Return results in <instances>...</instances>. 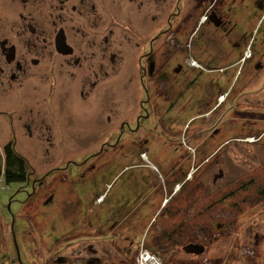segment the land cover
I'll list each match as a JSON object with an SVG mask.
<instances>
[{
  "label": "flooded vegetation",
  "instance_id": "1",
  "mask_svg": "<svg viewBox=\"0 0 264 264\" xmlns=\"http://www.w3.org/2000/svg\"><path fill=\"white\" fill-rule=\"evenodd\" d=\"M10 17L19 22L20 29L15 32L11 26L7 32L4 29ZM255 19L258 27L250 30L249 23ZM263 22L264 0H0V97L17 101V115L25 112V119L17 116V120L24 119L20 123L23 135L40 150L46 143V150L62 146L58 136L63 125L100 134L102 139L95 152L82 161L84 171L72 173L70 164L65 163L34 179L32 169L23 184L31 192L36 181L41 182L40 187L48 176L64 173L63 179L72 180L73 174L79 183L73 192L79 210L62 206L49 211L60 215L57 219L69 227V234L81 224L80 231L87 233L74 252L71 241L56 232L57 225L51 222L45 233L38 225L47 253L38 254L36 240L34 260L135 264L139 247L152 244L165 232L174 239L183 238L184 219L191 215L189 206H183L188 201L196 232L181 251L200 257L194 264L246 260L257 264L264 260V233L252 226H244L229 240L222 257L217 255L218 245L205 242L210 235L200 233L202 165L195 160L205 151L209 162L223 148L251 143L249 136L257 142L264 139V129L256 134L252 129L241 133V129L250 128L247 122L256 121L252 117L258 116L259 108L256 112L248 106L235 110L236 115L240 112L241 124L234 136L225 137L231 128L226 121L194 130L200 119L209 121L213 116H226L227 111L229 114L231 98H243L246 93L240 88L232 95L236 83L245 85L249 71H258L260 66L262 70L255 58L263 48ZM41 86L47 90L42 92ZM122 105L131 107L129 116L121 114ZM194 111L195 115L188 117ZM0 113L8 115L14 135L21 132L13 113ZM48 113L50 121L45 116ZM72 114L82 119L83 127L73 121ZM9 141L15 143L14 138ZM190 150H194L192 155ZM178 153L180 158L189 154L185 157L188 161H180ZM102 160L100 167H94L95 161ZM211 164H216V158ZM220 171L222 175L216 177ZM222 177L224 172L219 169L212 184ZM108 179L111 186L104 190L100 182ZM101 194L97 206L94 200ZM53 197L50 193L43 207H49ZM108 203L115 204V211ZM159 215L174 220L170 225L154 224ZM176 215L183 216L178 220ZM73 216L80 222H73ZM207 224L209 228L211 223ZM219 226L224 230L225 226ZM15 237L11 229L17 260L9 261L24 264ZM90 237L92 242L87 243ZM3 240L0 264H7L3 260L7 256L4 233ZM189 245H197L201 251L189 252Z\"/></svg>",
  "mask_w": 264,
  "mask_h": 264
},
{
  "label": "rangeland",
  "instance_id": "2",
  "mask_svg": "<svg viewBox=\"0 0 264 264\" xmlns=\"http://www.w3.org/2000/svg\"><path fill=\"white\" fill-rule=\"evenodd\" d=\"M37 13L39 14V12ZM12 14H14V12ZM252 21L253 22L249 23V29H257L258 26L255 25H257L256 22H258V20L255 19ZM262 24H264V22ZM3 26L6 32L10 30V26L13 30L12 32L20 29L19 22H14L12 17L9 18V23ZM153 30L156 29L153 28ZM255 60H259L263 68L262 70L259 69L261 68L260 66L259 68L257 67L258 71H249L245 85L240 84L242 85L240 86L236 83L232 90V95H235L240 88L246 91V93L243 98H231L230 103L227 104V107L232 106L231 112L227 114V111L226 116H213V118L209 121H206L207 118H205V120L200 119L199 123L196 125L198 128H194V130H206L212 122L219 123L220 121H226L231 125V128L225 134V137L234 136V132L236 129L240 128L239 124H241L240 112L236 115L235 110L245 106H248L254 112H256L257 108H259V113L257 114V117H252L255 118L256 121L246 123L247 127L250 128L241 129V133L247 131V129H252L251 132L254 131V134H256L264 129V42L263 48L259 50ZM38 88L42 92L47 90L46 86ZM62 89L63 88H60L59 92H61ZM0 94H3L1 88ZM1 97L0 112L4 113V111H10L13 113L15 119L14 123L18 126L22 133L17 130L14 135L9 127L8 115H2V113H0V162L1 160L3 161L2 146L10 139L14 138L16 150L22 154L32 166V178L34 179L38 178L40 174L50 168L57 165L64 166L65 163L70 164L68 169L70 168V172L72 173L79 170H85V164H83L82 161L86 156L95 152L93 149H96L98 143L102 141L100 134H87L81 130L75 131L77 129L75 127H72L73 131L67 125H63V133L58 136L62 146L56 147L55 145L54 148L46 150V143L41 145V151L36 146L35 142L32 144L30 140H28V137L25 136L26 134L23 135L24 131L22 130L20 123H22L25 119V112H20L19 114L22 115L24 119L22 118L17 120V116H19L16 114V111L18 110L17 101L15 99H3ZM125 99V102L129 101L128 98ZM130 111V106L122 105L121 114L125 113L129 116L128 113H130ZM71 113L72 112H68V114ZM195 113V111L190 112L188 117L194 116ZM235 115L236 118L233 119L232 116L234 117ZM45 116L48 121L51 120V115L49 113L48 115L45 114ZM61 118L62 120H65V115ZM78 118L72 114L73 121L78 120L79 125L83 127L82 119ZM234 124H237V126H234ZM206 132L207 131H205V133ZM201 133H203V131ZM240 136L242 135H238V137ZM247 138L251 141V143L235 144L228 149L223 148V150L217 151L216 156L214 157L216 158V164L214 166L211 164V161L214 158L209 161L210 163L205 161L209 152L204 151L200 155V158L197 156L195 157V160L199 159L202 165L199 173L201 176V211L199 216V222L201 225L200 233L207 232L210 237H207L205 242L218 245L217 248L219 253L217 255L219 257H222V255L227 252L225 250L227 248L229 249V240L236 238V233L241 231L244 226L248 225L255 227L253 230H258L264 233V214H262L264 213V192H262L264 185V139L257 142L253 136H249ZM54 140H56L55 137ZM193 153L194 150L189 151V154L192 155ZM188 155L181 156L180 158L178 153L177 158L180 159V161H182L181 159L188 161V159L185 158ZM103 161L104 160L95 161L96 163L94 167H100ZM88 162L91 163L90 161ZM73 165H76V170ZM82 165L83 167H81ZM219 169H222L224 172V177L218 179L216 183L212 184V177L214 174L218 173ZM64 171H66V169H64ZM64 177V173L60 174L58 177L48 176L45 183H43L40 187L39 185L41 182L36 181L34 191L31 192L29 188L24 186L22 183H10L5 185L2 181H0V220L3 222H0V253L5 250V242L3 240L4 233L7 245V256L3 258V260H7V264H12L9 260H17L15 256L17 251L14 250L13 242L11 240V229H13L16 236L15 238H17L16 241L18 245L19 258L24 264H33V261L35 264H48L49 260H34V255L36 253V240L37 248L39 249L38 254L42 256L47 253L44 247V240H42V238L38 235V225L41 228V232L45 233L50 230L48 224L53 222V224L57 225L56 232L58 234L62 233L61 236L63 238L71 241V244L69 245L71 250L73 249L75 250L74 252H76L77 248L80 247L78 243L81 240V236H87L86 232H83L84 234H82L80 231V227L83 224H81L73 234H69V227L62 224L57 219L60 215L56 216L51 210L54 207L62 206L69 208L73 207L77 210L80 206L73 193L74 189L77 188L75 184H79L77 183L78 181H76V178L73 180V174L70 175L72 180L63 179ZM79 179L80 178H78V180ZM100 185L102 189L106 190L109 186H111V182L108 179L104 182L101 181ZM210 189L211 192L209 191ZM50 193L54 194V201L49 205V207H43V201L47 199ZM102 197L103 194L99 195L94 200L95 205L98 206V204L101 203ZM186 204L190 208L189 214L191 215L188 216L187 219L186 217L184 219L185 226L184 230L181 231V233L185 232L183 238L174 239L173 236H171V233L165 232L166 234H164V236L161 235L160 239L156 240L152 244L145 245L143 248L139 247L140 250L146 248L156 253L162 264H194L197 260H201L200 257L195 259L194 256L187 255L181 251L182 245L192 238L196 232L193 226L194 218L192 215V204L188 201L185 202L183 206L185 207ZM113 206H115L113 203H108L107 205L108 208L115 211V209H112ZM49 208H51L50 211ZM186 215L187 214H184V216ZM151 216H153V214ZM182 216L183 215H179V217ZM160 217L161 215L157 217L154 224L164 222L170 225L171 220H174L173 216L170 215L163 217V219H160ZM179 217H177V219ZM51 218L56 220H51ZM74 221L80 222V219L73 216V222ZM207 223H211L209 228H206L208 227ZM219 225L223 227L225 226L224 230L220 229ZM88 242H92L91 237L88 238L87 243ZM83 247L85 248V244H83ZM82 253H84L83 250ZM203 256L204 255L201 257ZM104 261L105 264H110L108 260ZM252 261L254 262V260H246L245 263L239 262L233 264H252ZM49 264L56 263L49 262ZM257 264H264V260H259Z\"/></svg>",
  "mask_w": 264,
  "mask_h": 264
},
{
  "label": "trees",
  "instance_id": "3",
  "mask_svg": "<svg viewBox=\"0 0 264 264\" xmlns=\"http://www.w3.org/2000/svg\"><path fill=\"white\" fill-rule=\"evenodd\" d=\"M3 161L0 162V181L5 185L10 183H27L32 173L29 161L20 154L13 141H9L2 147ZM28 185V184H26Z\"/></svg>",
  "mask_w": 264,
  "mask_h": 264
},
{
  "label": "built area",
  "instance_id": "4",
  "mask_svg": "<svg viewBox=\"0 0 264 264\" xmlns=\"http://www.w3.org/2000/svg\"><path fill=\"white\" fill-rule=\"evenodd\" d=\"M135 264H161V262L158 256L143 249L136 258Z\"/></svg>",
  "mask_w": 264,
  "mask_h": 264
},
{
  "label": "water",
  "instance_id": "5",
  "mask_svg": "<svg viewBox=\"0 0 264 264\" xmlns=\"http://www.w3.org/2000/svg\"><path fill=\"white\" fill-rule=\"evenodd\" d=\"M222 175V172L220 171L218 175H216V177H220ZM197 245H189V252H194V253H198L201 251V248L197 249L196 248Z\"/></svg>",
  "mask_w": 264,
  "mask_h": 264
},
{
  "label": "clouds",
  "instance_id": "6",
  "mask_svg": "<svg viewBox=\"0 0 264 264\" xmlns=\"http://www.w3.org/2000/svg\"><path fill=\"white\" fill-rule=\"evenodd\" d=\"M135 262H136V260H135ZM135 262H134V263H135Z\"/></svg>",
  "mask_w": 264,
  "mask_h": 264
}]
</instances>
